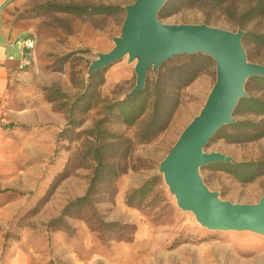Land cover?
I'll return each mask as SVG.
<instances>
[{
	"label": "rangeland",
	"instance_id": "1",
	"mask_svg": "<svg viewBox=\"0 0 264 264\" xmlns=\"http://www.w3.org/2000/svg\"><path fill=\"white\" fill-rule=\"evenodd\" d=\"M134 0H20L11 11L17 18L30 19L33 27L30 34L36 36L35 75L43 69L51 76L52 84L64 86L69 96H74L87 80V68L98 52H106L113 46L112 38L118 36L124 18V6ZM46 2L79 3L93 5H119L122 11L115 15L75 16L60 12L38 13L35 8ZM251 0H229L223 3L202 2L195 5L171 7L172 13L158 17L164 23L206 24L231 31L238 28L257 32L264 31V16L239 25L238 17ZM247 59L264 64V46L242 42ZM34 59V60H35ZM128 66L127 72L111 71L117 64ZM134 62L127 57L104 67V83L100 92L104 96L122 97L135 83ZM215 81V66L200 75L182 92V102L175 110L167 129L154 141L137 146L134 155L145 159L135 171H128L114 181L116 192L100 190L93 206H84L71 215H62V223L48 225L61 216L66 203L84 194L87 188V169L76 170V175L63 179L42 200L50 181L61 170L68 156V142L53 137L52 149L46 158L31 159L30 148L43 149L42 143L28 140V128L16 124L18 132L12 134L18 139L12 148L19 157L14 163L21 170L35 173L27 180L20 172L21 189L1 190L7 201L19 200L17 227L24 228L33 239L31 245L37 250L34 264H260L264 260V236L252 231L210 230L200 225L190 211L181 210L174 196L169 192L159 172V163L168 153L181 131L203 106L207 94ZM49 86V87H50ZM48 88V87H46ZM247 93L264 98V89L247 80ZM45 91V89H44ZM46 92V91H45ZM65 92V91H64ZM36 99L41 100L40 90ZM23 94V93H22ZM52 109H56L52 105ZM99 107L86 112L80 129L98 117ZM61 112V111H59ZM234 119L264 120L263 116L251 113L234 114ZM92 125V124H91ZM229 125V124H228ZM224 125V126H228ZM110 128L127 135L132 129L118 123ZM230 131V130H228ZM28 136V137H27ZM205 151H218L231 156L235 161L264 158V136L251 141L231 142L216 133L206 144ZM16 156V155H15ZM207 164L200 168V174L209 189L218 192L219 197L234 203H255L264 195V174L253 181L243 183L230 174ZM155 176V183L146 194L142 206L131 207L124 203L126 192L139 187ZM22 184L30 188H22ZM35 207V208H34ZM75 212L76 215L75 216ZM133 224L135 231L118 229L109 223ZM120 234H129L130 241L118 239Z\"/></svg>",
	"mask_w": 264,
	"mask_h": 264
},
{
	"label": "trees",
	"instance_id": "2",
	"mask_svg": "<svg viewBox=\"0 0 264 264\" xmlns=\"http://www.w3.org/2000/svg\"><path fill=\"white\" fill-rule=\"evenodd\" d=\"M226 1L229 0H167L160 8L158 17L171 14V7L178 8L202 2L220 4ZM35 9L40 14L52 11L75 16L115 15L123 10L121 6L112 4L57 2H46ZM260 16H264V0H251L240 13L238 23L243 26L245 22ZM242 42L264 46V31L246 30ZM211 66H215L212 58L202 53L173 56L159 67L157 73L148 72L144 88L133 97L115 98L101 94L100 87L104 83L105 68L88 75L74 96H69L57 85L45 88V99L63 113L66 121L65 127L57 134V140L63 139L68 142L73 140V145L66 146L69 152L67 159L50 181L41 197L42 200H47L63 179L76 175V170H88L85 175L87 188L84 194L69 200L63 207L61 216L51 220L48 225L60 223L67 225L62 215H71V210L78 214L84 206H93L95 200L99 199L95 196L100 190H111L115 193V179L128 171L137 170L145 161L134 155L137 146L154 141L167 129L175 110L182 102L183 89L207 72ZM250 80L264 89V77L256 76ZM247 95L239 100L234 114L251 113L264 117V98L249 93ZM94 107H99L98 117L89 128L80 129L82 115ZM113 123L121 124L125 129H132V133L127 135L112 130L110 126ZM216 135L231 142L251 141L264 136V120L235 119L232 124L222 126ZM209 166H214L243 183L251 182L264 174V158L233 163L219 162ZM154 183L155 176L139 187L129 190L124 196V203L131 207L142 206L146 194ZM76 212L75 216H78ZM108 225L121 230L129 228L130 233L135 231L133 224L112 222ZM118 239L130 241L132 237L129 234H120Z\"/></svg>",
	"mask_w": 264,
	"mask_h": 264
},
{
	"label": "water",
	"instance_id": "3",
	"mask_svg": "<svg viewBox=\"0 0 264 264\" xmlns=\"http://www.w3.org/2000/svg\"><path fill=\"white\" fill-rule=\"evenodd\" d=\"M167 0H134L124 6V18L113 46L96 53L87 75L127 57L134 62L135 83L124 94L133 97L145 86L149 71L177 55L202 53L215 64V81L199 112L192 117L159 163V172L181 210L210 230L252 231L264 236V195L255 203H234L219 197L204 183L200 168L213 163L235 162L218 151H205L211 137L232 124L233 112L247 97L245 83L264 77V64L247 59L242 37L235 31L202 24L164 23L158 12ZM264 264V260L260 263Z\"/></svg>",
	"mask_w": 264,
	"mask_h": 264
},
{
	"label": "crops",
	"instance_id": "4",
	"mask_svg": "<svg viewBox=\"0 0 264 264\" xmlns=\"http://www.w3.org/2000/svg\"><path fill=\"white\" fill-rule=\"evenodd\" d=\"M18 4L20 0H0V104L2 96L8 95L4 107H0V116L4 117V121L0 122V189L6 191L21 189V171L28 176L27 180L35 178L34 172L29 175V170H21L14 163L19 157L12 149L18 142L12 134L19 131L15 125L23 124L28 128L26 132L31 143L44 145L38 151L35 147L28 150L27 155L34 159L46 158L50 154L53 137L66 123L63 113L53 110L52 103L45 99L44 89L52 84L51 76L43 69L38 75L32 71L35 63L40 69L41 62L35 59L27 67H18L23 56L19 43L33 27L30 19L17 18L11 11ZM111 71L125 73L128 66L119 63ZM62 88L68 91L64 86ZM36 90H40L41 100H35ZM91 124L89 120L85 127ZM22 188L30 186L22 184ZM19 207L18 199L7 201L0 193V264H34L37 259V250L31 245L33 239L30 240L29 233L24 232L25 227H17Z\"/></svg>",
	"mask_w": 264,
	"mask_h": 264
},
{
	"label": "built area",
	"instance_id": "5",
	"mask_svg": "<svg viewBox=\"0 0 264 264\" xmlns=\"http://www.w3.org/2000/svg\"><path fill=\"white\" fill-rule=\"evenodd\" d=\"M36 36L33 34H29L27 35L25 38H23L20 43H19V47L21 48V50H23V56L21 58V60L18 62V67L20 69L27 67L31 64V62L34 61L35 56V47H36ZM11 58V56H10ZM8 99V95L4 94L2 96V101L0 104V107H4V103L7 101ZM4 121V117L0 116V122Z\"/></svg>",
	"mask_w": 264,
	"mask_h": 264
}]
</instances>
